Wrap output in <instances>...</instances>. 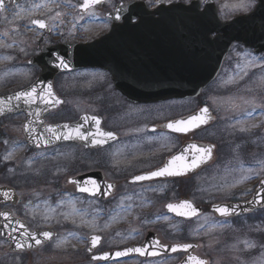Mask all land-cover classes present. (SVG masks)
I'll return each instance as SVG.
<instances>
[{"label": "flooded vegetation", "instance_id": "flooded-vegetation-1", "mask_svg": "<svg viewBox=\"0 0 264 264\" xmlns=\"http://www.w3.org/2000/svg\"><path fill=\"white\" fill-rule=\"evenodd\" d=\"M28 1L24 0L19 4L22 5ZM83 2V0H77L75 3L76 15L81 19L79 23L88 28L100 25L102 31L92 33L84 41H77L76 33L78 32L76 29H74L75 36L72 39L59 38L55 41L54 37H49V41L39 44V48L28 59L39 56L44 47L86 45L89 59L93 57L97 61L105 62L106 66L104 67L95 63L76 69L69 67V70L58 72L52 79L51 88L54 96L61 103L46 117L45 121L48 125H59L76 123L85 116L95 117L100 120V129L105 132H112L115 139H107L103 146L95 148H85L79 143H68L48 150L71 148L73 151L83 152L87 160L78 169L82 173L76 177L90 175L92 178L91 188L92 183L100 185L97 186L98 188L103 183L113 184L115 191L119 184H125L130 189H144L153 185L160 186L157 194H153L154 196L142 197V201L150 206L149 213L151 214L154 209L158 208L167 214L166 207L180 201H191L202 208L204 213L210 212V207L213 204L232 203L230 199L207 203L201 197L200 186L210 182L212 174L232 168V166H227L232 157L231 110L233 98L232 75L229 74V69L232 67V60L234 63L236 62L232 52L239 49L241 59L247 61L246 83L244 84L249 88L248 103L252 109L255 106L253 107L251 103L258 106L252 115L258 117L264 116V90L255 89L254 86H264V52H256L252 48L233 45L222 62L217 78L200 94L192 97L185 94H166V98L155 101L152 100L151 95L158 82L156 80L157 72L166 76V84L171 82L169 78L173 75V68L183 69L185 65L173 64L172 41L167 39V35L164 40L162 38L164 33L157 32V26L152 28L136 26L142 21H161L160 16H119L117 19V16L113 15L119 6L135 3L142 4L149 10L176 4L189 5L195 3L200 11L204 10L206 4L213 6L218 11L220 19L226 22L224 13L232 5L230 4L233 3L232 0H102L100 3L91 4L88 9L82 8ZM224 3L228 4L225 7V12L222 10V14L221 4ZM245 4L246 7L243 12L245 16L254 14L258 21L264 22V0L262 1V8L258 12L256 11L258 6L256 0H247ZM8 8L9 6L4 8L0 15ZM91 11H96L100 16L90 15ZM33 20H31V27L38 33L48 35L51 32L49 24H47L48 31L46 33L39 31L35 26H32ZM163 20L167 22L170 19ZM113 25H117L120 31L111 32ZM215 37L216 34L211 35V38ZM28 59L23 64L27 69H31L32 75L30 77L33 76L34 80L22 89H16L11 79L12 75L0 73V98L27 90L39 77L41 73L39 65H28ZM63 60L71 61L67 60L66 57ZM241 71L244 72L242 68ZM46 89L47 86L42 83L39 84L37 92L44 94ZM244 92L241 91V94ZM38 102L34 105H38ZM260 106L263 107L260 108ZM202 109H207V113H202ZM194 115L204 116L205 123L199 127L190 128L184 133L173 132L166 127L170 122L187 121ZM15 116L17 115L1 118L0 123L13 119ZM18 116L23 117L20 123L22 126L27 120V113L24 111ZM51 116H55V119L47 122ZM153 128L156 129L155 132L152 131ZM149 137L153 139L149 140ZM197 144L205 145L207 146L206 149H210L207 154H210L211 159L207 164L187 170L185 174L180 176H165L133 182V178L136 176H147L151 172L163 168L174 156H186L187 159L183 163L191 162L193 157L199 158L201 154L198 151L191 152L188 150L189 147ZM202 157L204 159V156ZM89 159L95 160L97 164L93 162L92 166L85 167ZM71 167L74 168L72 165ZM72 188L74 189V187ZM115 191L110 195L108 192H99L95 196L90 194L87 196L76 195L78 198L84 199L88 206L98 204L99 208L115 196ZM105 195L111 198L101 199ZM140 197L141 195L136 199V195H134L132 200L135 202H131L129 205L133 216L136 215V210L140 205ZM156 199L160 202L159 206L156 204ZM4 210H8V208ZM174 220L185 225L190 223L179 219ZM138 244L140 243L130 242V244L119 248L100 251L103 245L102 239L94 254L122 250ZM126 261L146 263L155 260L148 261L137 256H127L110 264Z\"/></svg>", "mask_w": 264, "mask_h": 264}, {"label": "rangeland", "instance_id": "rangeland-1", "mask_svg": "<svg viewBox=\"0 0 264 264\" xmlns=\"http://www.w3.org/2000/svg\"><path fill=\"white\" fill-rule=\"evenodd\" d=\"M76 1L29 0L22 5L10 4L0 15V73L12 75L16 89H22L34 80L30 77L31 69L23 63L36 52L39 44L48 42L49 37H54L55 41L72 39L76 29L77 41H84L92 33L102 31L100 25L88 28L79 23ZM246 1L232 0L226 12L228 3L221 4L225 21L245 16ZM89 14L100 16L96 11ZM33 19H45L51 32L48 35L38 33L31 27ZM232 53L236 58L235 63L232 60V67L228 64L233 98L232 157L227 163L232 168L212 174L210 182L200 186L201 197L207 203L224 199L232 202L248 200L264 178V116L245 115L253 113L248 103L249 88L244 84L247 61L241 59L239 49ZM254 88L264 90L261 85ZM241 91L245 92L241 94ZM54 119L55 116H51L47 122ZM22 120L23 117L17 115L0 123V187L13 188L20 198L18 206H0V211L8 208L31 230H52L57 239L46 247L21 254L8 253V244L0 239V264H100L88 260L86 249L90 235L102 237L100 251H105L130 242L141 243L149 231L156 233L164 244L196 243L195 253L208 264H264V208L262 213L260 210L237 220H218L208 211L185 225L164 214L160 208L149 213L150 206L142 201V197L154 196L160 186L130 189L125 184H119L115 196L99 208L98 204L88 206L68 184V180L82 173L78 169L87 160L83 152L71 148L33 152L22 137ZM241 128L246 130L241 131ZM93 162L97 164L89 159L85 167L92 166ZM249 168L253 171H248ZM134 195L136 199L141 197L133 216L129 205L135 202L132 200ZM156 204H160L157 199ZM165 216L167 220L163 219ZM204 217L208 218L207 222ZM245 242L255 246L247 247ZM183 257L178 254L146 263L126 261L117 264H177Z\"/></svg>", "mask_w": 264, "mask_h": 264}, {"label": "water", "instance_id": "water-1", "mask_svg": "<svg viewBox=\"0 0 264 264\" xmlns=\"http://www.w3.org/2000/svg\"><path fill=\"white\" fill-rule=\"evenodd\" d=\"M17 1H21V0H16L15 2ZM262 1L263 0H257L258 2V6L256 8L257 12L260 11L262 8ZM8 2L9 0H3V5H0V12L5 6H7ZM114 15L144 16V17H150L154 15L160 16L161 21L160 20H158V22L142 21L137 23L136 26L140 28L143 27L152 28L157 26V32L164 33L162 38L165 40L167 35V39L172 41L173 64L185 65L183 69L173 68L172 71L173 75L172 77L169 78L171 82H168L166 84H165L166 76L162 75L161 72H157L156 80L158 82L155 86V91L151 95L152 100L155 101L166 98L167 97L166 94H185L190 97L197 96L198 94H200L201 90L204 89L208 84H210L218 75L221 64L233 44H239L246 48L255 49L256 52H264V22L258 21V18H256L254 14H252L251 16L237 17L230 22L224 23L220 20L218 16V12L213 6L206 4L204 10L200 11L197 4L191 3L188 6L176 4L168 7H159L153 11H148L144 6L140 4H135L126 7L120 6L119 8L116 9V13ZM166 18L170 19L171 21L170 20L167 22H164V20L162 21V19H166ZM40 30L46 31V28ZM119 31L120 29L117 25L112 26L111 32L117 33ZM212 34H216V37L211 38ZM65 53L73 54L72 61H64L66 67L60 64L59 59L55 58L57 54L62 55ZM41 56L42 57L32 59L28 62L29 64L39 65L43 70V74L41 75L39 80L32 85V87H35L36 89L38 88L39 84L40 83L42 84L43 82L45 83L48 82V87H50L51 78L54 76V74L60 70H64L65 68H69V67L82 68V67L90 66L95 63H98L97 65H100L101 67L106 66L105 62L97 61L93 57L89 59L86 46L56 47V48L44 49V54ZM31 88L29 90H31ZM16 94H13L8 97L0 98V100L7 101L10 97H13ZM13 103H15V101H13ZM59 105L60 104L52 106L50 104L41 103L40 101L38 102V105L33 104L31 106H28L21 104L18 108H14L13 111L11 112H4L3 114H0V118L10 114H17L22 111H25L27 113L28 118L27 121L22 126V134L28 145L35 150L52 148L59 144L69 143V142L79 143L83 145L85 148H89V147L95 148L101 146V145H92L91 143H86L85 141H81V140L54 141V143L51 145L48 146L41 145L39 148L36 147L35 141L29 143L30 136L29 133H26L24 131V126L28 124V122L31 120L32 127L36 129V132L38 134L43 133L44 127L48 126L44 122V116L47 115L50 111L59 107ZM29 112L32 113L31 116H29ZM37 113L39 115H37ZM88 118H89L88 116L82 117L77 123L68 124V125L73 127L82 126L86 132H95L96 128L100 127V124L96 125L95 120H90ZM62 125H56L53 127L62 126ZM195 146L196 147H189L188 150L191 152H196L197 147L201 149L207 148L206 146L198 145V144ZM199 153L201 154V156L196 160L197 161L203 160V162H201L199 166L202 164H207L210 161V154L208 155L207 153H201V152ZM202 156H204V159ZM188 163L190 164L191 162ZM91 180L92 178L90 177V175H85V176L77 177L75 179H71L68 181V183L74 184L76 191L78 193L90 194L93 196L99 194V192H108V195H110L114 190V185H104L98 188L97 186L100 185L95 183H92V188H91ZM109 186L112 187L110 188ZM81 187H86L88 191L85 192L80 191ZM260 187L261 184L259 183L254 195L248 202L229 204V205H215L211 207V211L218 218H230V217L236 218L250 214L256 210H259L262 208L261 205H258L256 203H249V202L255 201L256 195L259 192ZM261 195H264V193H261ZM105 198H107L106 195L101 199H105ZM18 201H19L18 196L15 194L13 189L7 187L0 188V205L15 206L18 204ZM180 203H190L197 210V215L189 216V217L177 216L175 213L169 212L168 207H166V211L176 218H181L185 220H191L197 218L202 214V210L196 208L191 202L181 201L172 205H177ZM261 203L264 204V201H262ZM221 206L234 208L235 214L230 215L228 217L220 216L217 212L214 211V209ZM182 211L188 212L189 210L182 209ZM2 213H8L11 217V223L13 225L20 228L21 230H27L29 233H32L35 236H37V238L40 239L41 241V243L37 245L35 241L29 238L25 247L22 249H18L16 247V242H19L24 239L20 235V232L17 231L14 234L16 237V242H14L7 234H5L0 238L6 240L9 243L10 252L19 253L22 251L33 250L41 245H46L55 238V234H53L50 231H44V232L30 231L26 226V224H24L20 219L13 217L10 212L6 211ZM17 222H19V224H17ZM5 223L6 221L4 220L3 216H0V232L5 231V229L2 227ZM45 232L49 233V238L47 239H45L43 235V233ZM93 237H98V236H93ZM93 237L89 239L88 253H92V250L95 249L100 244L101 241L99 237L95 247H93L92 245ZM152 241H159V240L156 234L152 232H148L145 240L140 246L131 247L129 249H134L138 247H145L147 249L149 243ZM190 245L191 247H189L187 251H185L182 247H178L183 245H164L166 247L161 248L159 250L160 254L157 256H150L147 254V252L143 256L135 252H131L129 255H135L143 259H148V258H154L164 255H170L182 251V252H186L187 256L180 264H193V261L189 259L190 257H195L197 260L204 261L205 264H207L206 260L196 256L193 253L194 250L197 248V246L194 244H190ZM173 247H177V251H172ZM115 253L116 252L94 256L95 258L92 257L91 260L92 261L101 260L104 262H108L113 260H119L126 257L123 256L116 258ZM105 255L108 256L109 258L102 259L101 257H104Z\"/></svg>", "mask_w": 264, "mask_h": 264}, {"label": "snow or ice", "instance_id": "snow-or-ice-1", "mask_svg": "<svg viewBox=\"0 0 264 264\" xmlns=\"http://www.w3.org/2000/svg\"><path fill=\"white\" fill-rule=\"evenodd\" d=\"M102 0H84L82 8L87 9L91 4L95 3H100ZM0 5H3V0H0ZM39 7V5H38ZM59 15V13L57 14ZM119 19V16L116 17ZM32 24L35 25L36 27L40 29H45L46 28V23L43 20H33ZM59 59V57H57ZM60 64L65 66L64 61L61 60ZM246 74V73H245ZM15 101V103H13ZM37 101H40L41 103L44 104H50L52 106H55L57 104H60L61 101L58 100L52 93L51 87L47 88L44 90V94H40L37 92V89L35 87H32L31 90H25L22 92L17 93L13 97H10L7 101L0 100V114H3L4 112H11L13 111L14 108H18L21 104L23 105H28L31 106L33 104H36ZM7 105V106H5ZM207 109H202V113H207ZM253 111H255V108H253ZM32 113L29 112V116H31ZM37 115H39L37 113ZM245 115L251 116V112L245 113ZM90 120H95L96 125L100 124V121L96 119L95 117H90L88 118ZM205 123L204 116L202 115H194L187 121H177V122H170L166 125L167 129L177 132V133H184L187 132L190 128L193 127H199L201 124ZM241 131H245L246 129L241 128ZM24 131L26 133H29L30 139L29 143H32L33 141L36 142V147L39 148L41 145L48 146L54 143V141H60V140H65V141H72V140H81L85 141L86 143H91L92 145H103L106 143L107 139H115V135L112 132H105L100 129V127L96 128L95 132H86L82 126H70L68 124H64L62 126H45L43 133H37L36 129L32 127V121L30 120L28 124L24 126ZM153 132L156 131V129H152ZM99 137V138H98ZM149 140L153 139L152 137L148 138ZM196 147V146H193ZM198 152L201 153H208L210 152V149H201V148H196ZM186 156L183 155H178L174 156L166 166L163 168H160L156 171L151 172L149 175L144 176H136L133 178V182L135 181H143L147 179H152V178H158V177H174V176H180L186 173L187 170L195 169L196 167L199 166L201 161H197L195 157L191 159V163H183L186 160ZM181 162V163H178ZM248 171H253L252 168H249ZM250 177H243V179H249ZM261 187L259 189V192L256 195L255 201H250L249 203H256L258 205H261L264 207V204L261 202L264 201V195H261V193H264V179L260 180ZM235 186V185H233ZM110 188L112 186H109ZM80 191L85 192L88 191L86 187H81ZM168 211L175 213L177 216H196L197 215V210L190 204V203H180L177 205H172L169 204L168 206ZM182 209H188V212L182 211ZM215 212H217L220 216L222 217H228L230 215L235 214V209L234 208H229L227 206H221L217 207L214 209ZM0 216H3L4 220L6 223L2 226L5 231L0 232V237L4 236L7 234L14 242H16V237L15 233L17 231L20 232V235L24 238L23 240L16 242V247L18 249H22L25 247V245L28 242V239L30 238L31 240L35 241L37 245L41 243L40 239L37 238L32 233H29L27 230H21L20 228L16 227L11 223V217L8 213H2ZM163 219L167 220L168 217L165 216ZM205 221H208L207 217H204ZM19 224V222H17ZM22 228V226H21ZM45 239L49 238V233H43ZM99 237H93L92 238V245L95 247L97 240ZM247 247H254V244H251L249 242H245ZM30 247V245H29ZM163 244H161L160 241H152L149 243L148 248L146 249L145 247H138L134 249H128L125 251H117L115 253V257H123L129 255L131 252L138 253L139 255L143 256L147 252L148 255L150 256H157L160 254L159 250L161 248H165ZM182 247L185 251L191 245H183V246H178ZM150 249V250H149ZM172 251H177V247H173ZM95 258V257H94ZM102 259H108V256L101 257ZM190 260L193 261V264H205L204 261H199L195 257H190Z\"/></svg>", "mask_w": 264, "mask_h": 264}, {"label": "trees", "instance_id": "trees-1", "mask_svg": "<svg viewBox=\"0 0 264 264\" xmlns=\"http://www.w3.org/2000/svg\"><path fill=\"white\" fill-rule=\"evenodd\" d=\"M263 237H264V235L262 236V239H264Z\"/></svg>", "mask_w": 264, "mask_h": 264}]
</instances>
